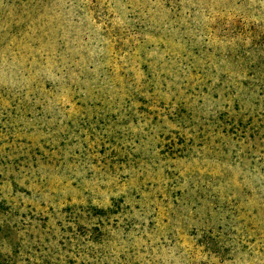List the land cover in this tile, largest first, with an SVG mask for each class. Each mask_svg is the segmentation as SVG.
<instances>
[{
  "label": "rangeland",
  "instance_id": "374dc122",
  "mask_svg": "<svg viewBox=\"0 0 264 264\" xmlns=\"http://www.w3.org/2000/svg\"><path fill=\"white\" fill-rule=\"evenodd\" d=\"M0 255L264 264V0H0Z\"/></svg>",
  "mask_w": 264,
  "mask_h": 264
},
{
  "label": "trees",
  "instance_id": "16d2710c",
  "mask_svg": "<svg viewBox=\"0 0 264 264\" xmlns=\"http://www.w3.org/2000/svg\"><path fill=\"white\" fill-rule=\"evenodd\" d=\"M2 257L3 256L0 255V264H10L9 262L6 263V262L1 261V259H3Z\"/></svg>",
  "mask_w": 264,
  "mask_h": 264
}]
</instances>
